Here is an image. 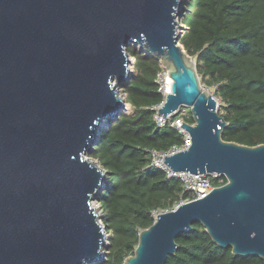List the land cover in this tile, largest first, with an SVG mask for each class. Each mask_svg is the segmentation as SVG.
I'll list each match as a JSON object with an SVG mask.
<instances>
[{"label": "water", "instance_id": "1", "mask_svg": "<svg viewBox=\"0 0 264 264\" xmlns=\"http://www.w3.org/2000/svg\"><path fill=\"white\" fill-rule=\"evenodd\" d=\"M186 0H0V264H91L107 232L93 203L107 179L87 155L127 109L133 44L167 68L159 113L191 107L192 144L174 170L224 174L205 196L160 212L123 264H166L201 222L212 240L264 259V143L223 138L228 122L179 43Z\"/></svg>", "mask_w": 264, "mask_h": 264}, {"label": "trees", "instance_id": "2", "mask_svg": "<svg viewBox=\"0 0 264 264\" xmlns=\"http://www.w3.org/2000/svg\"><path fill=\"white\" fill-rule=\"evenodd\" d=\"M180 23V41L190 55L197 54L199 76L218 84L226 102L223 138L264 143V0H186ZM128 51L134 71L123 91L133 110L111 118L87 153L107 172L97 196L107 254L91 264H123L134 253L140 230L153 223L152 212L172 209L183 189L179 179L148 166L149 149L167 150L182 142L176 127H158L153 119L152 106L164 98L156 81L161 62L136 45ZM187 120L194 122L192 112ZM193 226L177 236L178 251L166 264H264L260 256H240L219 246L201 222Z\"/></svg>", "mask_w": 264, "mask_h": 264}, {"label": "built area", "instance_id": "3", "mask_svg": "<svg viewBox=\"0 0 264 264\" xmlns=\"http://www.w3.org/2000/svg\"><path fill=\"white\" fill-rule=\"evenodd\" d=\"M167 76H168L167 68L161 64V69H159V71L156 74V81L158 83V89L160 92H162L164 98L161 100L160 103L152 106V108L155 109L153 119L158 127H164L166 125H171L176 127L181 134L182 142L181 144L171 145V147L167 150L149 149L148 152L150 159L148 166L157 167L165 173V176L167 178H177L182 182L183 189L180 194L181 199L179 201V203H182L188 200H193L205 196L214 187L225 183L226 177L222 174L213 176L207 172L193 173L187 170H174L164 161L165 155H171L175 152L187 149L192 144V138L189 131H187L181 125L183 121H188L187 119L190 118L191 116V110L190 111L188 110L187 105H181L178 109L174 110L171 113H168L166 116L159 113L158 109L163 105L166 94L168 93V90H166L168 86L166 80ZM179 203H177L176 205H178ZM168 210L170 209L154 210L152 212L154 220L157 219L158 214L160 212H164ZM100 222L103 224L102 219L100 220Z\"/></svg>", "mask_w": 264, "mask_h": 264}, {"label": "rangeland", "instance_id": "4", "mask_svg": "<svg viewBox=\"0 0 264 264\" xmlns=\"http://www.w3.org/2000/svg\"><path fill=\"white\" fill-rule=\"evenodd\" d=\"M183 7H184V5H183ZM181 12H182V10H181ZM179 43L184 47V45L182 44V42L180 41V39H179ZM185 50L188 52V50L186 48H185ZM191 56L193 58V61L196 62V64H197V61H198L197 54H194V55H191ZM131 61H132V70L134 71V66H133L134 57H132V56H131ZM200 80H201L203 86L207 90H209L210 92H212L214 94L215 98L217 99L219 113L225 114L226 113V102L223 100L222 96L219 93L218 84H216V83L215 84H210L209 83V80L210 79L208 77H203L202 78L200 76ZM124 83H122V85H121V91H122L123 95L126 96L125 92L123 91ZM187 107H188V110L190 111L191 110L190 109V106L187 105ZM126 108H127L126 110L129 111V112H131L133 110V107L131 105H127ZM185 111H186V109H185ZM94 202H95V205L96 206L99 205L97 203V200H95ZM99 209H100V206H99ZM100 214H102V212ZM107 238H108V236H107ZM105 250L107 251L106 246H105Z\"/></svg>", "mask_w": 264, "mask_h": 264}, {"label": "bare ground", "instance_id": "5", "mask_svg": "<svg viewBox=\"0 0 264 264\" xmlns=\"http://www.w3.org/2000/svg\"><path fill=\"white\" fill-rule=\"evenodd\" d=\"M93 205L96 206V205H95V202L93 203Z\"/></svg>", "mask_w": 264, "mask_h": 264}]
</instances>
